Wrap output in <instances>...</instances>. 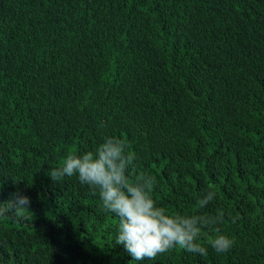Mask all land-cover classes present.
Wrapping results in <instances>:
<instances>
[{
	"label": "trees",
	"instance_id": "trees-1",
	"mask_svg": "<svg viewBox=\"0 0 264 264\" xmlns=\"http://www.w3.org/2000/svg\"><path fill=\"white\" fill-rule=\"evenodd\" d=\"M110 135L169 213L214 190L235 242L140 264H264V0H0V202L30 201L0 264H136L99 193L46 174Z\"/></svg>",
	"mask_w": 264,
	"mask_h": 264
},
{
	"label": "clouds",
	"instance_id": "clouds-1",
	"mask_svg": "<svg viewBox=\"0 0 264 264\" xmlns=\"http://www.w3.org/2000/svg\"><path fill=\"white\" fill-rule=\"evenodd\" d=\"M129 147L122 138L105 136L92 150L67 156L60 166L50 167L46 174L53 182L75 176L81 185L98 192L101 208L118 218L115 244L122 245L136 264L177 247L200 256L208 255L209 247L216 253L229 252L235 242L217 228L225 219V212L203 211L216 199L215 191L197 194L195 211L169 213L153 196L154 177L134 173L136 156ZM29 203L27 195L14 192L8 200L0 202V216L28 209ZM231 219L235 222L236 217ZM209 233L213 235L207 245L200 243Z\"/></svg>",
	"mask_w": 264,
	"mask_h": 264
}]
</instances>
